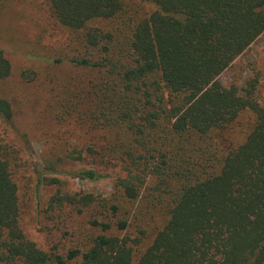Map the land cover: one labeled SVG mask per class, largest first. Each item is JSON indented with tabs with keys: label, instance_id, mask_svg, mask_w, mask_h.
Masks as SVG:
<instances>
[{
	"label": "trees",
	"instance_id": "obj_1",
	"mask_svg": "<svg viewBox=\"0 0 264 264\" xmlns=\"http://www.w3.org/2000/svg\"><path fill=\"white\" fill-rule=\"evenodd\" d=\"M46 1L67 30L54 62L74 70H56L46 169L87 161L80 178L119 174L106 196L58 187L44 226L63 230L58 241L44 250L26 236L0 49V264H264V105L255 79L217 80L264 32V0Z\"/></svg>",
	"mask_w": 264,
	"mask_h": 264
},
{
	"label": "rangeland",
	"instance_id": "obj_2",
	"mask_svg": "<svg viewBox=\"0 0 264 264\" xmlns=\"http://www.w3.org/2000/svg\"><path fill=\"white\" fill-rule=\"evenodd\" d=\"M66 35L67 30L57 27L46 0H0V49L10 63L13 82L7 84L5 93L18 113L14 125H5L1 131L17 185L20 224L26 236L44 250L55 244L63 231L44 228L53 223L45 211L56 189L106 196L113 191L119 174L109 168L96 180L80 178L78 171L91 166L87 161L61 163L53 172L46 169V163L56 155V70L58 78L74 71L67 63L56 66L54 62ZM254 79L253 96L264 105V32L217 78L225 87L245 86ZM84 220L85 216L76 218L77 238ZM63 240L69 244V238Z\"/></svg>",
	"mask_w": 264,
	"mask_h": 264
}]
</instances>
